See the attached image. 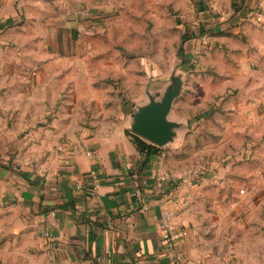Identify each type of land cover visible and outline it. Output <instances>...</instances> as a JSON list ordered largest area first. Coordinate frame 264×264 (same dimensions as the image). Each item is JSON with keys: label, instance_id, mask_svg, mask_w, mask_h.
<instances>
[{"label": "crops", "instance_id": "1", "mask_svg": "<svg viewBox=\"0 0 264 264\" xmlns=\"http://www.w3.org/2000/svg\"><path fill=\"white\" fill-rule=\"evenodd\" d=\"M198 1L197 19L204 22L207 0ZM237 1L233 7L225 0V11L238 16L236 28L253 35L254 27L242 21L253 22L243 17L255 0ZM217 4L213 11H223ZM75 6L77 0H0V140L20 134L36 141L25 152L33 162L20 168L0 164V264H179L163 237L170 222L177 232L187 230L175 248L188 264H239L238 228L246 229L243 236L253 246L251 238L264 235V34L253 38L259 53L237 54L231 83L245 93L236 112L245 130L262 124L263 131L252 129L249 158L236 151L213 177L218 212L206 225V212L198 215L195 205L207 199L208 178L197 188L161 180V151L141 152L122 105L106 104L99 95L94 101L104 85L94 83L86 53L78 50ZM92 169L103 181L94 193ZM225 187H234L229 200L221 198ZM238 202L247 206L240 222ZM166 210L173 213L170 221ZM242 264H264V250L258 261Z\"/></svg>", "mask_w": 264, "mask_h": 264}, {"label": "rangeland", "instance_id": "2", "mask_svg": "<svg viewBox=\"0 0 264 264\" xmlns=\"http://www.w3.org/2000/svg\"><path fill=\"white\" fill-rule=\"evenodd\" d=\"M232 1L234 7L238 1ZM218 2H222L223 11L214 12ZM205 5L207 20L201 22L197 19L198 0H77L74 12L78 26L74 35L78 50L86 53L94 83L104 85L101 93L94 94V101L101 96L106 104H121L130 119L137 105L149 101L148 91L160 99L171 76H182V91L169 113V118L180 122V126L172 142L159 146L161 162L164 174L176 185L190 183L197 188L208 178L204 190L207 199L204 205L197 203L199 210L195 206L198 215L206 212L203 222L209 225L212 222L207 217L218 212L214 200L219 192L214 189L213 177L233 153L253 143L252 129L263 131L262 124L245 130L247 124L236 114L245 93L235 90L231 83L237 54L260 52L253 38L264 34V22L242 21L243 26L254 27L253 35H249L241 25L240 29L233 25L239 19L231 11H225V0H207ZM65 14L62 12L63 17ZM48 16L43 17L46 20ZM193 19L197 22H190ZM214 19L220 27L210 25ZM202 23L205 26L199 29ZM24 24L33 34L31 21ZM204 33L207 38L201 37ZM46 40L51 48L50 37ZM108 63L116 66L107 67ZM68 94L62 92L59 98ZM23 138L19 134L15 139L0 140V149H9L0 153V164L20 168L28 160L33 162V157L25 152L32 151L36 141ZM233 188L225 187L221 198L228 199L227 192ZM236 206L240 222L247 206L240 202ZM245 231L239 227L238 235H245ZM243 235L236 241L234 259L239 264L258 261L264 250V235L259 232L256 239L251 238L256 240L255 246L246 242L249 239Z\"/></svg>", "mask_w": 264, "mask_h": 264}, {"label": "water", "instance_id": "3", "mask_svg": "<svg viewBox=\"0 0 264 264\" xmlns=\"http://www.w3.org/2000/svg\"><path fill=\"white\" fill-rule=\"evenodd\" d=\"M182 87V76L173 74L160 99L148 91L149 101L137 105L130 114L132 131L159 146L172 142L177 135L180 122L170 119L169 113Z\"/></svg>", "mask_w": 264, "mask_h": 264}, {"label": "built area", "instance_id": "4", "mask_svg": "<svg viewBox=\"0 0 264 264\" xmlns=\"http://www.w3.org/2000/svg\"><path fill=\"white\" fill-rule=\"evenodd\" d=\"M246 20H252L253 22L256 23H262L264 21V1L263 0H255L251 5H247L246 13L243 17ZM202 38H207V35L204 33L201 35ZM239 155H242L243 158H249L252 154V149L250 147H244L242 150L238 151ZM90 174L93 177V183L92 187L90 189V192L94 193L96 191H99V189L102 187V179L98 173L97 169H92L90 171ZM165 175H161L160 179H165ZM104 194V193H101ZM164 216L167 221H170L173 213L171 211H164ZM44 221V219H42ZM175 225L170 222L168 223L165 228H164V241L166 244L167 249H169L173 259L179 263V264H188L187 261L184 259L183 255L176 250V244H177V239L180 234L186 235L187 230L182 229L180 232L176 231ZM46 235L49 237H53V232L50 229H47L45 231ZM51 247H54V244L51 245Z\"/></svg>", "mask_w": 264, "mask_h": 264}, {"label": "trees", "instance_id": "5", "mask_svg": "<svg viewBox=\"0 0 264 264\" xmlns=\"http://www.w3.org/2000/svg\"><path fill=\"white\" fill-rule=\"evenodd\" d=\"M135 143L137 144V147L143 152L145 155H148L152 152H158L160 150V147L152 142H149L139 136L136 133H132Z\"/></svg>", "mask_w": 264, "mask_h": 264}]
</instances>
